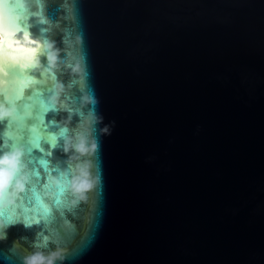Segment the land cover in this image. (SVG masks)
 I'll return each mask as SVG.
<instances>
[{"label":"water","instance_id":"obj_1","mask_svg":"<svg viewBox=\"0 0 264 264\" xmlns=\"http://www.w3.org/2000/svg\"><path fill=\"white\" fill-rule=\"evenodd\" d=\"M0 10L51 69L0 77V146L19 149L18 179L39 196H0V264H264V0ZM60 129L49 167L72 168L45 175L25 148L40 137L48 151Z\"/></svg>","mask_w":264,"mask_h":264},{"label":"snow or ice","instance_id":"obj_2","mask_svg":"<svg viewBox=\"0 0 264 264\" xmlns=\"http://www.w3.org/2000/svg\"><path fill=\"white\" fill-rule=\"evenodd\" d=\"M2 2V0H0ZM20 20L19 17L13 16L10 11L6 12L4 10H0V77H3L8 72H11L17 68V66H25L23 62L29 61L28 67H31L34 72V76H42L46 72H51L50 68H45V73L40 72L39 65H37L35 58L36 55L40 52V49L37 47H31L27 44L21 43L17 38L19 33H23V38L25 40L31 41V36L28 32L24 31L23 27L17 26V21ZM22 23V21H20ZM31 43H35V41H31ZM45 64L50 63V60H45ZM6 83L5 80L0 79V84ZM41 92H51L52 89H41ZM47 109H55L54 104H47L44 108V111ZM71 111V110H69ZM11 113L5 114L4 117H10ZM4 117H0L3 119ZM43 123V121H41ZM66 129H60L56 133H52L49 135V138L46 140V143L50 145L48 151H45L44 148L40 147V137H33L27 144L25 148L26 158L29 163H39L44 168V174L48 175L50 172L54 171L60 174L62 177L67 176L70 173L72 165H67V172H61L60 166L63 163V158L58 160L53 167H49V159L52 157L53 153L51 149L58 147L57 145V137L63 138L66 135ZM62 147V144L59 145ZM14 144H8L6 147L0 146V153H11L14 149ZM95 147V146H94ZM33 148L39 149L41 153L40 158L33 159L31 157V153ZM98 150V149H97ZM19 161H16V166L12 169L11 175L8 177L7 184H3L0 186V196H3L6 192L10 190H15L17 196L20 199H27L30 203L32 200H36L39 202V196L35 192V188H31V195L26 191L25 186L22 189H15V183L18 179L20 168L17 167ZM11 167V164L5 162L3 159H0V183H2L3 174L6 169ZM22 167V166H21ZM39 176V173H36ZM26 179H28L26 177ZM28 184L31 185L32 181L29 179ZM62 190V189H61ZM27 212L28 209H25ZM47 213V209H45V214ZM14 222V221H10ZM34 223L39 224L40 220L37 219L33 221ZM25 225L29 226L27 218L25 219ZM46 247H51V245H46Z\"/></svg>","mask_w":264,"mask_h":264},{"label":"clouds","instance_id":"obj_3","mask_svg":"<svg viewBox=\"0 0 264 264\" xmlns=\"http://www.w3.org/2000/svg\"><path fill=\"white\" fill-rule=\"evenodd\" d=\"M54 59L55 57L52 54H49V60L52 61ZM0 111H2L3 115L10 113V109H0ZM19 156H20L19 149L13 150L11 153L0 154V159H3L5 162L11 164V167L5 170L3 174L2 183H0V186H2L3 184H7L8 177L11 175L12 169L16 166V161ZM23 179L24 178L21 177L16 180L15 189H22L24 187V184L22 183ZM53 259H48L47 264H53ZM32 260L44 261L45 257L36 255L32 258ZM29 264H32V262L30 261Z\"/></svg>","mask_w":264,"mask_h":264}]
</instances>
